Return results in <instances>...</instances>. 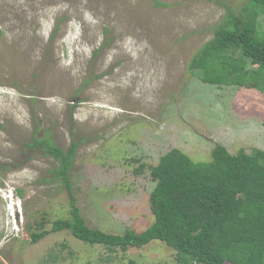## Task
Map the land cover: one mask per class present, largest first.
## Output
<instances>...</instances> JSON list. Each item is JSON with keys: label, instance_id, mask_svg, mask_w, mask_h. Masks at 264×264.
Returning a JSON list of instances; mask_svg holds the SVG:
<instances>
[{"label": "rangeland", "instance_id": "374dc122", "mask_svg": "<svg viewBox=\"0 0 264 264\" xmlns=\"http://www.w3.org/2000/svg\"><path fill=\"white\" fill-rule=\"evenodd\" d=\"M247 1L0 0V264H177L160 240L110 251L67 230L30 243L27 227L70 218L71 193L89 227L140 232L153 221L150 166L170 149L195 162L217 143L264 151L262 91L189 67ZM38 138L77 143L69 189Z\"/></svg>", "mask_w": 264, "mask_h": 264}, {"label": "trees", "instance_id": "16d2710c", "mask_svg": "<svg viewBox=\"0 0 264 264\" xmlns=\"http://www.w3.org/2000/svg\"><path fill=\"white\" fill-rule=\"evenodd\" d=\"M263 11L264 0H248L236 16L229 11L192 57L190 70H196L203 82L258 88L264 94V25L259 20ZM32 144L59 159L54 172L69 189L67 173L77 143L68 150L49 138L33 139ZM144 166L141 163L136 171ZM150 176L155 181L149 193L153 221L142 231L114 234L89 227L70 193V218L53 220L50 230L45 229L44 217L33 224L35 228L29 224L30 243L67 230L85 244L110 251L160 240L175 250L177 264H264L263 150L247 153L241 148L232 154L217 143L212 161L195 162L172 148L150 166Z\"/></svg>", "mask_w": 264, "mask_h": 264}, {"label": "clouds", "instance_id": "9594fccd", "mask_svg": "<svg viewBox=\"0 0 264 264\" xmlns=\"http://www.w3.org/2000/svg\"><path fill=\"white\" fill-rule=\"evenodd\" d=\"M237 153V152H236ZM14 197V195L12 196ZM12 207V211L14 212L15 210L13 209V207H16L17 203L16 201L14 202L13 199L11 200V204H9ZM16 212H19L18 210H16Z\"/></svg>", "mask_w": 264, "mask_h": 264}]
</instances>
